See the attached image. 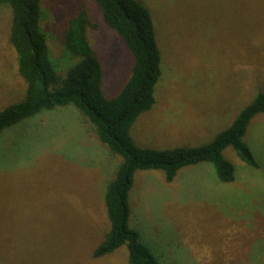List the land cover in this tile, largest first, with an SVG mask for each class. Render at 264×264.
I'll return each mask as SVG.
<instances>
[{
	"label": "rangeland",
	"instance_id": "obj_1",
	"mask_svg": "<svg viewBox=\"0 0 264 264\" xmlns=\"http://www.w3.org/2000/svg\"><path fill=\"white\" fill-rule=\"evenodd\" d=\"M160 52L155 104L130 134L141 148H195L229 128L264 92V0H141ZM41 30L57 71L75 60L64 49L69 21L87 13V38L115 97L133 59L104 23L94 0H42ZM11 10L0 6V111L23 101L10 44ZM257 167L231 149L234 181L211 165L139 171L130 191L129 226L159 264H264V114L243 138ZM121 157L101 144L73 106L42 111L0 134V264H128L126 247L94 258L110 230L104 203Z\"/></svg>",
	"mask_w": 264,
	"mask_h": 264
},
{
	"label": "trees",
	"instance_id": "obj_2",
	"mask_svg": "<svg viewBox=\"0 0 264 264\" xmlns=\"http://www.w3.org/2000/svg\"><path fill=\"white\" fill-rule=\"evenodd\" d=\"M41 1L0 0V6L11 10L9 41L17 56L18 74L26 82L23 101L0 111V134L42 111L75 107L94 127L97 140L122 159L104 195L110 230L93 257L101 258L126 247L128 264H159L129 226V194L135 174L161 171L165 182L172 183L181 169L207 163L219 181L231 183L234 169L223 157L226 148L256 168L255 159L242 141L251 120L264 114V92L258 93L232 125L206 145L141 148L130 130L139 115L155 104V86L161 76L160 52L147 6L141 0H94L105 25L124 42L133 59L124 87L115 97L107 98L102 91V66L87 38V28L93 27L87 13L81 11L69 21L64 49L75 61L60 72L40 27Z\"/></svg>",
	"mask_w": 264,
	"mask_h": 264
},
{
	"label": "crops",
	"instance_id": "obj_3",
	"mask_svg": "<svg viewBox=\"0 0 264 264\" xmlns=\"http://www.w3.org/2000/svg\"><path fill=\"white\" fill-rule=\"evenodd\" d=\"M132 190V189H131ZM130 204H131V202H130V194H129V206H130ZM130 211H131V209H130Z\"/></svg>",
	"mask_w": 264,
	"mask_h": 264
}]
</instances>
